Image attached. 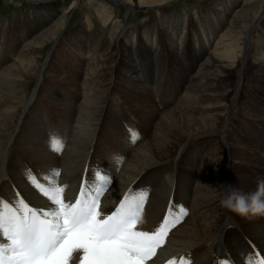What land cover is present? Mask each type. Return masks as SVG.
Listing matches in <instances>:
<instances>
[{"label": "bare ground", "instance_id": "6f19581e", "mask_svg": "<svg viewBox=\"0 0 264 264\" xmlns=\"http://www.w3.org/2000/svg\"><path fill=\"white\" fill-rule=\"evenodd\" d=\"M87 1L73 0L65 11L56 8L53 13L34 12L33 17L29 15L25 20V24L34 21V25L26 30L22 22L13 29L0 27V197L3 192L10 193L15 178L28 198L36 203L42 201L23 185L22 160H29L33 169L47 174L59 170V179L71 184L78 181L85 168L92 166L95 153L107 152L98 163L108 164L112 171L119 166L107 201L112 195L123 193L129 185L134 192L149 191L150 199L138 230L153 231L170 203L174 209L181 205L187 210L181 223L170 231L157 257L163 260L183 257L190 264H216L218 257L229 256L235 264H242L253 248L264 255V217L247 219L220 205L222 191L228 190L226 187L222 190L221 184L231 183L248 193L256 190L258 179L264 178V159L233 157L230 140L234 126L245 127L242 118L238 117L240 120L236 122L235 115L239 102L246 99L242 95L240 101L237 99L240 90L248 93L251 87L245 82L255 80L258 84L264 80V0H207L204 5L194 8L193 3L183 11L160 9L174 0H113L120 7L139 4L153 8L156 13L151 19L152 26L137 27L123 34L134 36L121 46L128 53V62L150 56L154 64L163 58L165 62L176 59L187 62L186 66L190 62L187 70L191 71L200 61L196 72L188 78L184 76V80L174 79L172 87L169 78L158 75L155 85L150 87L152 81L142 82L136 74L138 69H131L124 60L121 66L128 69V75L134 73L136 79L127 75L117 80L120 66L115 63L118 65L120 61L119 48L113 40L120 38L122 21L118 22L109 3ZM81 2L86 5L94 2V13L103 21L100 27H93L90 19L89 30L83 32L77 28L66 35L69 9ZM47 3V7L52 5ZM79 38L83 39L77 42ZM62 40L75 46L79 52L77 58L86 52L88 67L84 81L77 85L76 96L57 99L53 97L55 93H50L37 98L54 104L68 100L63 102L69 104L63 114L65 123L50 119L46 124L48 130L54 126L68 138L62 152L57 153L43 141L27 136L31 134L35 138L37 130L48 131L44 128L45 117L27 120V116L34 115L35 107L28 109L24 118L23 113L31 100L32 83L38 79L35 70L42 48ZM214 40L215 46L208 50L207 45ZM251 54H255L253 66ZM236 69L239 82L232 89ZM111 72L116 76H111ZM119 82L127 85L121 92L117 91L124 102L135 106L128 111L141 127V131L137 129L139 140L134 144L128 141L124 131L125 125L132 122L130 114L112 96ZM179 88L182 92L177 94ZM253 111L260 114L258 109ZM72 120L76 124L73 128L67 126ZM227 123L230 126L226 131ZM22 132L25 136H21ZM122 136L123 140L127 138V143H121ZM113 151L121 155L114 156ZM253 164L256 165L252 168ZM5 175L9 178H4ZM81 255L82 252H73L69 264H79Z\"/></svg>", "mask_w": 264, "mask_h": 264}, {"label": "snow or ice", "instance_id": "6c2138e0", "mask_svg": "<svg viewBox=\"0 0 264 264\" xmlns=\"http://www.w3.org/2000/svg\"><path fill=\"white\" fill-rule=\"evenodd\" d=\"M139 138L132 132V142ZM50 148L63 150V141L50 139ZM118 162H121L118 160ZM59 170L42 177L41 183L29 170L27 179L44 196L50 207L35 208L22 197L15 202L0 198V264H69L73 252H82L79 264H146L156 255L169 231L187 215L179 206L168 212L153 231L138 230L148 192L126 193L108 215L100 210V199L111 185V177L96 173L94 180L82 181L74 200L65 199L67 185L58 183ZM168 264H190L181 257ZM218 264H232L230 258ZM245 264H264L254 249Z\"/></svg>", "mask_w": 264, "mask_h": 264}, {"label": "rangeland", "instance_id": "374dc122", "mask_svg": "<svg viewBox=\"0 0 264 264\" xmlns=\"http://www.w3.org/2000/svg\"><path fill=\"white\" fill-rule=\"evenodd\" d=\"M51 1L42 0L41 2V1H35V0H0V27H5L6 25V28L13 29L14 27L18 26L19 22H22L23 24H25V20L28 19L30 16L33 17L34 12H37V11L38 12L40 11L39 14L43 11H46L47 13H53V11L56 8H59L62 11H65L69 8L71 1L73 0H54L52 2ZM83 1H85V3L88 2L87 0H83ZM98 1H103L106 4L109 3V5H111V8L115 13L116 19H119L118 22L120 23L122 21V27L120 26V28L122 29L119 30L120 38H118L117 41H115L116 38L113 40L114 46L116 43V47L119 48L118 57L120 61L118 65L117 63H115V66L117 67L120 66V68H118V73H117L118 78L116 77L117 80L122 79V77L125 78L128 75V69L126 67L121 66V64H125L124 61H126L127 63L131 65V69L132 68L138 69L139 72H137L136 74L140 76L141 78L140 80L142 82L145 81L146 84H148L149 81L151 80L152 85L149 83L150 87H153L155 85L156 75H158L159 78L160 76L169 78L168 82H171V87H172L174 84V79L184 80L183 78L184 76H187L188 78L194 72L197 71L200 61L199 62L197 61V63L194 64L193 68H192V65H190V67L192 68L191 71L187 70L190 62L186 66L187 62L183 60L178 61L176 59H172V60L169 59L168 62L167 61L165 62L163 58L162 60L161 59L157 60L156 61L157 63L154 64L152 63L154 58L150 56L148 58L147 57L145 58L142 57L140 59L136 58L135 61L128 62V59H126V57L128 56V53L125 54L121 46L125 45L128 40L133 39L134 36L130 35L129 37H124L123 34L126 31H129L130 29H135L137 27H141L144 29L147 26H152L153 20L151 19L153 18V16H155L156 13L155 11H153V8L147 7L145 5L133 4L130 7H128L127 5L124 7H120V6L115 5L113 0H107V1L98 0ZM135 1L138 2V0H135ZM192 1L193 0H190V1L189 0H174L173 2H168L166 6L164 5L160 9L162 11H164L167 8L172 9V10L181 9L183 11V10L188 9V7H192L193 3H194L193 5L194 8L204 5V3H207L205 2L207 0H194L193 2ZM47 2L49 3L51 2L50 4L52 5L47 7L46 6L48 4ZM94 4H95L94 2H90L89 4L86 5L81 2L80 5L77 4L73 8L69 9L68 14H69L70 19H69L68 27L66 29V35L67 33H70L73 30L75 31L77 28L78 29L82 28L81 30L83 32H86L87 30H89L88 23L92 21L93 23L91 24L94 25L93 27H96V26L100 27L101 25L100 22H102L103 19L100 20L99 17H97L98 15L97 16L95 15ZM90 19H92V21ZM33 23L34 21L27 22L25 24V30L28 29L29 27H32L34 25ZM16 32L18 31L16 30ZM18 34L20 37L22 36L20 32H18ZM109 35L111 36V33ZM82 39L83 38H79L76 41L78 42ZM1 42L2 41L0 39V43ZM215 43H216L215 40L211 42V44L209 43L207 45L208 50L209 48L212 49L215 46ZM74 47L75 46L73 47L71 46L69 41L62 40L59 44L57 42L47 43L42 48L43 53L41 52L40 54V59L37 64L38 65L37 70H35L37 71L35 74H37L36 76H38V79H37L38 81L35 80L32 83V95L30 97L31 100H29L28 102L27 110H25V113H23V118L28 113V109L30 108L33 109L35 107L33 111L34 115L32 114L31 116H27V120L31 118H32L31 120H33L34 118L40 117V115H42L43 119L45 117L44 128L47 130H48V127L46 124L50 123V119L52 122L58 121V120L59 122H61L60 120H62L63 121L62 123H65L64 121H66V117H64L65 115L64 112L67 109L66 105L68 106L69 104H64L63 102L65 101L67 102L68 100L65 99L64 101H59L57 104H54L49 101H44L42 99H37V98L38 96H40V94L47 95L50 93L53 95L55 93L53 97H56L57 99L65 98L67 95L76 96L78 86L80 85V83L84 81V78H85L84 74L88 67L87 65L88 59L85 58L86 52L84 53V55L80 54V56H78L77 58V55L79 52ZM254 57H255V54H251V61L253 62L252 66L255 65ZM122 61L124 63H121ZM255 72L258 73L259 71L255 70ZM110 75L113 77L116 76L115 72H111ZM134 75H135L134 73H129L128 76L129 78L133 77L134 79H136ZM237 75H239V72L236 69V71L234 70L233 72V79L231 81L232 89H235L236 86L238 85L239 80H238ZM165 83L166 82H164L163 84ZM245 85L248 87L250 86L251 88L247 89L248 93H246V91L240 90L241 94L239 93L237 99H239L240 101L241 95L244 96V98L246 99H243L241 102H239V106L235 110L236 122L237 120H240V119H237L238 117L242 118L244 121L245 127L244 128L242 127L240 129V127L234 126V128L230 131L231 137H232L230 138V140L232 143L231 144L232 151L234 153L233 157H236V156L237 157H259L260 159H264V138H263L264 137V121L262 122V120H264V80L258 81V84L255 83V80L254 82L252 81V83L245 82ZM124 86H127V85H125L123 82L120 85V82H119L117 84V87L113 88L114 90L112 91V96L115 102H117L118 104L120 103L119 106L121 107V109L127 113L129 112L128 110L130 109V107H135V106L134 105L130 106L128 104V101L124 102L121 99L119 95L120 93H118V91L121 92V89L125 88ZM130 89L133 91L138 90V88L136 89L130 88ZM153 91H155V88H153ZM156 92L158 91L156 90ZM181 92L182 90L180 91V88H179L177 94H180ZM60 104L63 106H60ZM116 107L117 105H115V108ZM253 107L254 109H258V112L260 114H257L256 112H254L253 111L254 109H252ZM129 114H131V118L134 119V117L132 116L133 114L130 112ZM47 117H48V120L46 122ZM135 120L138 121L136 118ZM132 122H129L130 126L128 125V123L125 125V127H127V132L131 131V132L138 133L139 135L140 133L137 129L141 131V127L138 125V122L137 124L133 120ZM68 124L70 125V127L72 126V128L76 126L73 120L68 121ZM107 124H110V123L108 122ZM229 126H230L229 123L225 125L226 131L228 130ZM114 130L118 131L117 129H114ZM236 130H239V132H236ZM124 131H126V129ZM25 132H22L21 136H25L26 134ZM49 132L53 133V132H58V131L55 130L53 126L50 128V130L46 132L44 130L43 131L40 130V132L37 130L35 138H34V135L31 136V134H28L27 136L35 141L36 140L38 142L43 141L44 143L49 144V140H48V137L50 134ZM127 132H125V137L127 136ZM102 140H104V137H102ZM120 140L122 144L124 142L127 143V138L123 140V136L120 137ZM106 147H109V146L106 145ZM16 151L19 155H21L20 151L17 149V146H16ZM98 152L95 153L94 158L93 157L91 158V160L93 159L92 163L99 162L102 159V157H106L108 155L107 152H103V153H98ZM112 154H114V156L121 155L120 152L118 151L116 152L113 151ZM89 157H91V154ZM24 159L28 160L27 158H24ZM28 161L22 160L21 161L22 166L27 165V164L30 166ZM255 165L256 164H253L251 165V167L253 168ZM4 178H9V177L5 175ZM14 180H13L14 185H17L19 187V184H17ZM7 194L8 193L3 192L1 197H4ZM241 231L245 232L244 230H241ZM246 235L248 234L246 233Z\"/></svg>", "mask_w": 264, "mask_h": 264}, {"label": "clouds", "instance_id": "9594fccd", "mask_svg": "<svg viewBox=\"0 0 264 264\" xmlns=\"http://www.w3.org/2000/svg\"><path fill=\"white\" fill-rule=\"evenodd\" d=\"M228 190L222 191L221 207L247 219L264 217V178L257 180V188L245 193L232 186L231 183L221 184Z\"/></svg>", "mask_w": 264, "mask_h": 264}]
</instances>
